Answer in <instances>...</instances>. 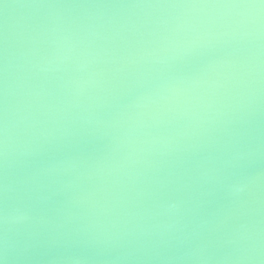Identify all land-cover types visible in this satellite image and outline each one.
Returning <instances> with one entry per match:
<instances>
[{"label":"water","instance_id":"obj_1","mask_svg":"<svg viewBox=\"0 0 264 264\" xmlns=\"http://www.w3.org/2000/svg\"><path fill=\"white\" fill-rule=\"evenodd\" d=\"M0 264H264V0H0Z\"/></svg>","mask_w":264,"mask_h":264}]
</instances>
